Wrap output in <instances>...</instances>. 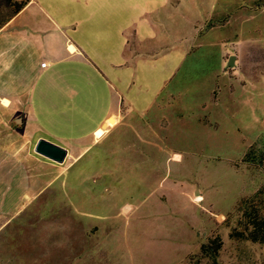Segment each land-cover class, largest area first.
<instances>
[{"label":"rangeland","instance_id":"rangeland-1","mask_svg":"<svg viewBox=\"0 0 264 264\" xmlns=\"http://www.w3.org/2000/svg\"><path fill=\"white\" fill-rule=\"evenodd\" d=\"M134 1L141 45L161 31L170 78L145 113L121 104L79 161L29 143L28 196L0 215V264H211L199 248L215 235L217 264H264L263 243L229 236L264 184L240 162L264 140V0Z\"/></svg>","mask_w":264,"mask_h":264},{"label":"crops","instance_id":"crops-1","mask_svg":"<svg viewBox=\"0 0 264 264\" xmlns=\"http://www.w3.org/2000/svg\"><path fill=\"white\" fill-rule=\"evenodd\" d=\"M137 13L134 0H27L0 28V215L28 196L32 140L74 148L79 161L121 104L141 115L154 103L172 63L161 31L141 45Z\"/></svg>","mask_w":264,"mask_h":264},{"label":"trees","instance_id":"trees-1","mask_svg":"<svg viewBox=\"0 0 264 264\" xmlns=\"http://www.w3.org/2000/svg\"><path fill=\"white\" fill-rule=\"evenodd\" d=\"M26 3L27 0H0V28ZM240 162L264 171V140L250 145ZM238 211L239 221L237 226L231 229L229 236L264 244V184L250 197L240 200ZM222 243L220 235L207 239L200 245V255L210 260L211 264H217Z\"/></svg>","mask_w":264,"mask_h":264},{"label":"water","instance_id":"water-1","mask_svg":"<svg viewBox=\"0 0 264 264\" xmlns=\"http://www.w3.org/2000/svg\"><path fill=\"white\" fill-rule=\"evenodd\" d=\"M234 57L228 60V65L233 64ZM34 151L57 162H63L67 156V149L46 138L40 137L34 145Z\"/></svg>","mask_w":264,"mask_h":264},{"label":"built area","instance_id":"built-area-1","mask_svg":"<svg viewBox=\"0 0 264 264\" xmlns=\"http://www.w3.org/2000/svg\"><path fill=\"white\" fill-rule=\"evenodd\" d=\"M46 63L45 62H42L41 65L44 66Z\"/></svg>","mask_w":264,"mask_h":264},{"label":"bare ground","instance_id":"bare-ground-1","mask_svg":"<svg viewBox=\"0 0 264 264\" xmlns=\"http://www.w3.org/2000/svg\"><path fill=\"white\" fill-rule=\"evenodd\" d=\"M110 122H111L112 124L114 123V121H113V120H111Z\"/></svg>","mask_w":264,"mask_h":264}]
</instances>
